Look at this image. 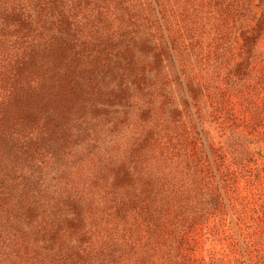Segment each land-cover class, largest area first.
<instances>
[{
  "label": "rangeland",
  "instance_id": "374dc122",
  "mask_svg": "<svg viewBox=\"0 0 264 264\" xmlns=\"http://www.w3.org/2000/svg\"><path fill=\"white\" fill-rule=\"evenodd\" d=\"M0 264H264V0H0Z\"/></svg>",
  "mask_w": 264,
  "mask_h": 264
}]
</instances>
